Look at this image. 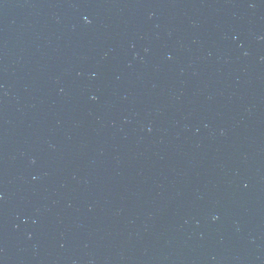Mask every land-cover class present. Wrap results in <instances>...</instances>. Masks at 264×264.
Listing matches in <instances>:
<instances>
[{"label":"water","instance_id":"obj_1","mask_svg":"<svg viewBox=\"0 0 264 264\" xmlns=\"http://www.w3.org/2000/svg\"><path fill=\"white\" fill-rule=\"evenodd\" d=\"M0 264H264V0H0Z\"/></svg>","mask_w":264,"mask_h":264}]
</instances>
